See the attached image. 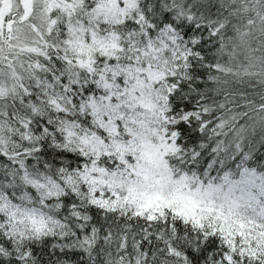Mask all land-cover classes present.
<instances>
[{
    "label": "snow or ice",
    "instance_id": "obj_1",
    "mask_svg": "<svg viewBox=\"0 0 264 264\" xmlns=\"http://www.w3.org/2000/svg\"><path fill=\"white\" fill-rule=\"evenodd\" d=\"M0 264H264V0H0Z\"/></svg>",
    "mask_w": 264,
    "mask_h": 264
}]
</instances>
